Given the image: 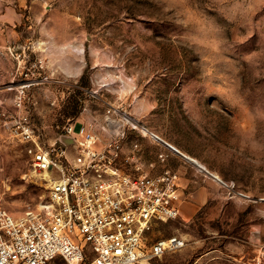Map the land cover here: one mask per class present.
<instances>
[{
  "label": "rangeland",
  "instance_id": "rangeland-1",
  "mask_svg": "<svg viewBox=\"0 0 264 264\" xmlns=\"http://www.w3.org/2000/svg\"><path fill=\"white\" fill-rule=\"evenodd\" d=\"M111 106L230 184L158 225L187 243L153 264H264V0H0V109L52 146ZM47 196L0 123V206L20 217Z\"/></svg>",
  "mask_w": 264,
  "mask_h": 264
},
{
  "label": "built area",
  "instance_id": "built-area-1",
  "mask_svg": "<svg viewBox=\"0 0 264 264\" xmlns=\"http://www.w3.org/2000/svg\"><path fill=\"white\" fill-rule=\"evenodd\" d=\"M24 95L23 88L16 97L20 108ZM0 123L26 144L30 171L48 188L45 201L24 216L0 206V264H153L186 246L182 235L155 233L160 223L182 218L175 204L179 173L147 171L139 138L161 148L162 164L171 156L192 163L125 109L109 107L96 126L69 122L52 146L38 140L28 111L0 109Z\"/></svg>",
  "mask_w": 264,
  "mask_h": 264
},
{
  "label": "crops",
  "instance_id": "crops-1",
  "mask_svg": "<svg viewBox=\"0 0 264 264\" xmlns=\"http://www.w3.org/2000/svg\"><path fill=\"white\" fill-rule=\"evenodd\" d=\"M136 137L137 136L134 138ZM139 142L140 150L138 151V155L144 162L147 171L152 174H159L164 167H170L178 171L179 180L177 183L178 188L176 192L175 204L180 208L182 218L191 217L195 212H197L198 208L205 205L209 201L213 192L216 189H219L217 184L218 182L212 178L210 173L200 172L196 166L185 162L179 156L178 157L182 160V163H180L176 156H171L166 164H162L159 162L157 156H152L150 154L149 150L150 146V148L156 150V153L158 154L161 150L158 145L153 144L149 140H142L141 138H139ZM149 143L153 145H150ZM197 160L199 161V159ZM202 164L206 166L204 163ZM208 170L213 173L212 170Z\"/></svg>",
  "mask_w": 264,
  "mask_h": 264
},
{
  "label": "bare ground",
  "instance_id": "bare-ground-1",
  "mask_svg": "<svg viewBox=\"0 0 264 264\" xmlns=\"http://www.w3.org/2000/svg\"><path fill=\"white\" fill-rule=\"evenodd\" d=\"M181 151V150H180ZM187 155V154H186ZM189 157V160L192 164H194L197 168H199L201 171L203 172H207L210 173L212 175V178H214L217 182H220L219 180L222 179L221 176L217 173V172H213L211 173V171H209L207 169L206 166H204L201 162H199L196 158L191 157L189 155H187ZM205 167V169H203Z\"/></svg>",
  "mask_w": 264,
  "mask_h": 264
},
{
  "label": "water",
  "instance_id": "water-1",
  "mask_svg": "<svg viewBox=\"0 0 264 264\" xmlns=\"http://www.w3.org/2000/svg\"><path fill=\"white\" fill-rule=\"evenodd\" d=\"M61 141H63L65 144H71L73 143L71 138L67 137V136H63L61 137Z\"/></svg>",
  "mask_w": 264,
  "mask_h": 264
}]
</instances>
